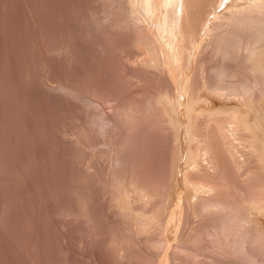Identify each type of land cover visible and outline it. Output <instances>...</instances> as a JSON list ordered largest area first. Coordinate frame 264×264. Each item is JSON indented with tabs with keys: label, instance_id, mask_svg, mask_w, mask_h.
I'll return each mask as SVG.
<instances>
[{
	"label": "rangeland",
	"instance_id": "rangeland-1",
	"mask_svg": "<svg viewBox=\"0 0 264 264\" xmlns=\"http://www.w3.org/2000/svg\"><path fill=\"white\" fill-rule=\"evenodd\" d=\"M130 1L0 0V264H264V210L242 203L264 192V168L247 184L244 167L238 185L226 173L223 201L250 216L241 231L202 207L220 179L174 182L159 96L177 91Z\"/></svg>",
	"mask_w": 264,
	"mask_h": 264
},
{
	"label": "bare ground",
	"instance_id": "bare-ground-1",
	"mask_svg": "<svg viewBox=\"0 0 264 264\" xmlns=\"http://www.w3.org/2000/svg\"><path fill=\"white\" fill-rule=\"evenodd\" d=\"M130 2L136 5V7L140 10L138 11V13L141 12V17H143L145 23L147 24L152 23L151 38H153L154 42L156 43V46L153 45L154 48L152 49H154V51L155 48L157 49L159 57L161 55L160 52H162V55H164V58L162 57L160 58H162L161 61L163 59L166 60V62L163 61L162 63L168 64V65L166 64L167 66L166 65L164 66H166L169 73V75H167L168 73L166 74L167 77L165 76L164 77L169 78L170 76L171 83H173L172 86H174L175 91H177L175 95H171L170 93H164L161 94L160 96L158 95L159 99L162 101V104H164L166 113L169 116L168 120H170L171 124L174 127L172 128V130L175 129V134H174L175 137L173 138L176 139L177 143L175 147L176 155L174 153V156H176V162L175 160H173L175 163L173 164V167L175 165V171H173V177L175 180L174 182L176 181L181 182L182 180L183 183L185 184L186 181V184L188 183V185H186L187 187L189 186L190 183L197 185L199 182L195 183L194 181H196L197 179L194 180V177L196 178L197 176L200 175V173L201 174L203 173L202 176L205 174V176L203 177L201 175L200 176L203 179L204 177L208 179L206 182H209V184L210 181L212 180V177H213V181L214 180L218 181L220 179L223 182L233 174L235 181L233 180V178H231L232 176L230 177V179L229 178L228 179L233 180V182H237L238 180L235 178L238 177L240 178V182H241V177L238 174H240L241 173L240 171H242L244 168H245L244 169L245 173L243 172L244 171L243 170L242 171L243 173L241 174L244 175L245 179L248 180L250 178L249 176L250 174L253 177H255L256 175L258 176V174H256V172L253 171L254 170L260 171L259 169H257L258 166L264 168V122H260L257 119L259 112L264 109V0H131ZM146 19H148V22ZM146 27H150V26H146ZM136 35L137 33L135 34V36ZM139 44L142 45L141 43ZM139 44L138 46L136 45L138 48L140 46ZM144 50L146 51V49ZM154 56L157 55L154 54ZM141 57L145 58L146 56L142 55ZM147 57L148 59L152 58V56L150 57L149 54ZM136 62L137 61H135V63ZM128 64H129V60H128ZM170 80L168 79L169 82ZM253 118L255 119L252 120ZM101 125L102 124H100V126ZM104 125L106 124H103V127ZM170 141L168 140V142ZM240 155L241 157L242 156L243 157L241 158ZM241 167L244 168L240 170ZM194 171L196 172L198 171V173L200 172L199 175H197L198 173L195 172L196 176L195 174L193 176ZM230 171H232L233 174H231ZM251 171L253 172V174ZM227 172H229L230 175ZM200 176L198 178L202 180ZM206 176H208V178ZM253 177L250 180H252ZM263 177L264 175L262 176V178ZM201 180L200 182L203 181ZM227 180L224 183H222L221 181L218 182L216 181L217 183L211 181L214 184V187L213 185H211L212 183L210 184V186H212L214 190L219 187L218 192L221 191L219 193L216 192L217 193L216 194L212 190L215 193V195H212V197H216L217 200L215 198V200L211 199L212 200L211 201L210 200L211 196L209 198L208 197L206 198L205 196V198L203 197L205 200L207 199L206 200L207 203L205 201L206 203L205 205L203 202L204 199L202 198L203 201L201 200V203L203 202L202 204L204 205L202 207H206L209 204L211 205V207L215 206V208L217 207V209L218 208L222 209V211L226 208L228 209V211L229 210L231 211L229 218L226 217L228 216L227 215L228 213L226 214L225 212L227 211V209L224 212L221 211V213L224 214V217H226L228 221H230L229 223H227L226 221H224L225 223H223V221L221 222L222 226L223 224H225V227L223 226L225 229L228 227V226L226 227V224L227 225L229 224V226L231 225L233 227L234 224L238 225L239 221H240V225L243 226L244 223L248 222L246 221V216L247 218L248 217L250 218V216H252L250 215V213L256 211L257 208L259 209V211L264 210V201L259 200L262 199V196H264L263 195L264 189L263 187H261L263 189L262 190L263 193H260L261 191L260 192L257 191V193H260L262 195L258 196L257 194V196H255L254 199L252 193L251 196L253 197L250 196L252 201L245 197L246 199L243 200L242 203L244 204L246 203V206L247 204L250 205L252 204V206L249 205L250 208L248 210L250 211H247L249 214L246 212L250 216L246 215L245 213L246 215L245 218L241 217V215L242 216L244 215L243 212H245L243 211V209L247 208L248 206L247 207H244V205L240 206V207H244L243 209L242 208L240 209L238 205L237 208L239 209L237 208L235 209L234 207H232L233 205L232 206L227 205V203L223 201L224 198L221 197L222 192L225 191V188H221V187H224V184L226 186L227 183L228 185L229 183H231L230 181L228 182ZM247 180L245 181L246 184L247 182H249V180L248 181ZM242 181L244 184V179H242ZM219 182H221L223 186L222 185L220 186ZM199 184L198 186H200ZM209 184L206 183L207 188H209ZM236 184L238 185V182ZM249 185H251V183ZM198 186L197 188L199 191ZM204 186L205 185H203V187ZM203 187L202 189H206V187L205 188ZM254 187H256L255 188V192H256V189L258 188L257 186ZM220 188L221 190H219ZM228 188L231 189V186L230 187L228 186ZM243 188L247 189L245 185L243 186ZM232 192L233 194H230L231 191L229 194L233 195L232 197H234V194L236 192L234 193V190H232ZM242 192L243 191H241V193ZM200 193L202 194V192ZM207 193L210 194V192ZM244 194H245L244 196L246 195L249 196L250 193L249 194L244 193ZM216 195H220V196H216ZM218 197L219 200L221 198L222 199L219 201ZM258 197L260 198L258 199ZM230 200L231 199L229 200L227 199L226 201H230ZM241 200L242 197L240 199V202ZM225 204L229 208L226 207ZM197 206H199V204ZM252 207L253 208L256 207V209H253L252 211ZM146 210L144 211L146 212ZM202 210L204 209L202 208ZM239 210H242L243 212ZM240 212L242 213L240 214ZM256 212L258 213V211ZM215 214H217V212ZM217 215H215V218L218 217ZM208 216H210V214ZM222 218H220V220L218 218L217 219L221 221ZM226 218L225 220H227ZM139 220L141 221V219ZM252 220L253 218L251 219V221ZM214 225L216 226V224ZM239 227L237 228L235 227V229L240 230ZM221 229L219 228L218 230ZM211 230L213 231V229ZM226 230L228 231V228ZM231 230L234 231V228ZM224 232L225 231H223V233ZM191 233L193 234V232ZM226 234L228 233L226 232ZM262 234L264 236V233ZM229 235L231 234L229 233ZM263 236H260L259 234L260 238ZM245 237H243V240ZM223 238H222V242L225 241ZM232 238L233 236L231 237V239ZM157 239L159 241L162 240L159 239L158 237ZM202 239L203 238H201V240ZM228 239L230 238H226V240ZM217 240L220 241L219 238ZM239 240L241 241V239ZM261 241H264V239ZM196 242H198V240ZM242 243H244V241H242ZM235 244L232 245L235 246ZM197 247L198 246H196V248ZM241 248H243V246Z\"/></svg>",
	"mask_w": 264,
	"mask_h": 264
}]
</instances>
